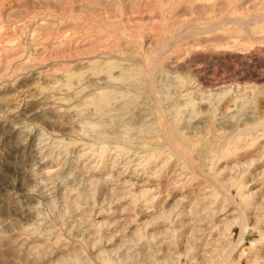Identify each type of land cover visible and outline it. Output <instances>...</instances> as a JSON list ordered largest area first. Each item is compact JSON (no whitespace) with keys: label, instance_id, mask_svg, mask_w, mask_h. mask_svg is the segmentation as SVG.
<instances>
[{"label":"rangeland","instance_id":"obj_1","mask_svg":"<svg viewBox=\"0 0 264 264\" xmlns=\"http://www.w3.org/2000/svg\"><path fill=\"white\" fill-rule=\"evenodd\" d=\"M0 264H264V0H0Z\"/></svg>","mask_w":264,"mask_h":264},{"label":"bare ground","instance_id":"obj_2","mask_svg":"<svg viewBox=\"0 0 264 264\" xmlns=\"http://www.w3.org/2000/svg\"><path fill=\"white\" fill-rule=\"evenodd\" d=\"M223 17H224V16H223ZM223 17H222V18H223ZM220 18H221V17H220ZM226 18H227V17H226ZM239 18H240V17H239ZM239 18H238V19H239ZM231 20H232V19H231ZM234 20H235V19H234ZM246 20H247V18H246ZM246 20H243V19H242V21H246ZM229 21H230V20H229ZM236 21H237V20H236ZM240 21H241V20H240ZM247 21H248V20H247ZM212 23H213V22H212ZM213 24H214V23H213ZM244 24H245V23H244ZM209 25H210V24H209ZM211 25H212V24H211ZM207 26H208V25H207ZM207 26H205V27H207ZM212 26H213V25H212ZM199 27H200V26H199ZM201 28H202V27H201ZM157 53H159V52H157ZM156 55H157V54H156ZM158 55H159V54H158ZM154 57H155V56H154ZM154 57H153V58H154ZM153 60H154V59H153ZM150 61H151V60H150ZM148 62H149V61H148ZM150 63H151V62H150ZM153 63H154V62H153ZM151 68H152V67H151ZM100 94H101V93H100ZM100 94H99V95H100ZM104 94L106 95V93H104ZM104 94H103V95H104ZM103 95H101V96H103ZM106 97H107V96H106ZM99 99H100V98H99ZM96 100H97V99H96ZM100 100H101V99H100ZM187 101H188V100H187ZM189 105H190V104H189ZM102 106H103V105H102ZM98 107H99V106H98ZM162 124H163V123H162ZM163 128H165V127H163ZM166 128H168V127H166ZM166 128H165V129H166ZM161 130H162V128H161ZM163 131H164V130H163ZM163 131H162V133H163ZM166 131H167V130H166ZM169 132L171 133V131H169ZM164 133H165V132H164ZM166 134H167V133H166ZM168 135H170V134H168ZM164 136H166V135H163V137H164ZM228 138H229V137H228ZM166 139L169 140V138H166ZM165 141H166V140H165ZM167 142H168V141H167ZM167 142H165V143H167ZM169 143H172V142H169ZM173 143H174V142H173ZM173 143H172V145H173ZM167 144H168V143H167ZM181 144H182V143H181ZM168 145H170V144H168ZM176 145H177V144H176ZM170 147H171V145H170ZM172 147H173V146H172ZM172 147H171V148H172ZM177 147H178V146H177ZM173 148H174L175 150H178V149H176L175 147H173ZM176 152H177V151H176ZM178 152H179V151H178ZM180 153H181V152H180ZM177 154H178V153H177ZM179 157H180V155H179ZM186 160H187V159H186ZM184 162H185V161H184ZM188 162H190V161H188ZM189 164H190V163H189ZM241 229H242V228H241Z\"/></svg>","mask_w":264,"mask_h":264}]
</instances>
